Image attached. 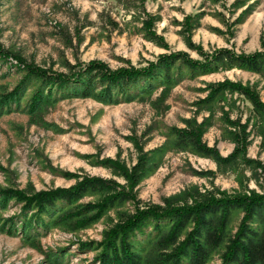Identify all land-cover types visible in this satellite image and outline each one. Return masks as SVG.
I'll return each instance as SVG.
<instances>
[{
  "label": "rangeland",
  "instance_id": "374dc122",
  "mask_svg": "<svg viewBox=\"0 0 264 264\" xmlns=\"http://www.w3.org/2000/svg\"><path fill=\"white\" fill-rule=\"evenodd\" d=\"M0 49L61 75L88 63L111 72L154 69L159 57L176 53L196 63L218 51L219 56H249L264 53V0H0ZM11 56L0 62L2 97L21 75ZM218 59L205 71L178 70L181 76L174 83L129 101L123 95L117 103L70 96L24 112L32 93L27 90L18 103H10V110L0 116V264H99L93 245L80 244L99 243L119 212L162 206L164 199L191 186L228 195L238 191L230 168L217 167L188 144L180 147L179 140L175 147L169 143L171 133L186 130L189 121H205L199 141L220 158L231 155L235 146L228 132L244 126L243 156L256 164L237 170L247 177L248 190L263 193L264 169L259 166L264 167V140L252 130L249 103L237 92L208 99V85L228 81L253 90L264 104V78L254 71L263 64L251 63L247 69ZM173 64L165 66L171 75L163 80L172 79ZM162 73L161 68L155 75L164 77ZM141 155L148 162L128 191L134 206L126 200L96 220L73 224L71 230L54 226L44 232L31 225L22 234L20 197L66 191L90 179L125 187L108 165L114 161L129 170ZM91 195H82L72 210L93 204L97 198ZM32 208L29 214L34 215ZM241 215L231 219V233ZM149 234L151 229L143 228L135 237ZM220 254L215 252L205 264H221Z\"/></svg>",
  "mask_w": 264,
  "mask_h": 264
},
{
  "label": "trees",
  "instance_id": "16d2710c",
  "mask_svg": "<svg viewBox=\"0 0 264 264\" xmlns=\"http://www.w3.org/2000/svg\"><path fill=\"white\" fill-rule=\"evenodd\" d=\"M194 18L195 16L190 17ZM220 52L209 55V60L203 63L182 59L184 55L176 53L159 57L154 69L151 66L140 70L127 68L111 72L97 63H88L78 67L76 71L72 69L68 74L61 75L28 65L19 57L0 49V62L13 57L17 62L15 67L21 74L13 90L7 96H0V116L10 110V103H18L19 97L27 90L32 93L29 103L23 107L24 112L35 111L44 101L70 96L93 97L104 103H117L120 98L118 95H123L124 100H133L155 88L164 87L168 82L174 83L181 76L178 70L183 72L185 68H197L205 71L204 68L214 66L212 64L218 58L228 60V65L247 69L251 63L263 64L254 71L264 78V53L239 57L224 54L219 56ZM173 60L178 61L173 64ZM20 64L21 69L18 68ZM171 64L174 65L175 74L172 79L169 78L170 81H165L163 79L171 75L165 71V66ZM161 68L164 77L155 75ZM208 88L209 101L215 95L219 97L226 92L242 95L250 105L252 130L264 140V104L259 102L253 90L228 81L208 85ZM15 106L18 107V104ZM187 124L186 130L171 133L169 143L172 142L170 144L175 147L178 145L173 142L179 140L182 144L180 147L188 144L194 152L211 157L217 167L230 168L238 184V191L228 195L214 190L200 192L195 186H191L164 199L162 206L139 208L133 205L128 191L140 180L142 172L139 168L144 162H148L147 158L141 155L138 165L129 170L110 161L108 167L117 170L115 173L124 179L128 190L112 181L90 179L66 191L36 193L26 198L19 196L24 202L21 209L22 234L31 225L44 232L54 226L70 229L73 224L80 225L91 218L96 220L126 200H131L133 212H119L116 222L103 232L99 243L80 244L84 248L93 245L90 248L98 251L99 264H180V260H186V264H205L209 256L219 250L221 264H264V192L256 194L248 190L244 183L247 177L242 170H237L238 166L245 170L256 164L243 156V142L247 136L245 127L240 126L238 132H228V137L235 146L231 155L220 158L213 149L206 148L199 141L200 127L204 126L205 121L199 125L192 121ZM259 168L264 169L263 166ZM85 193L92 194L97 200L83 206L80 210L82 212H74V203ZM1 201L3 199L0 198V204ZM32 207L35 209L32 213L34 215L29 214ZM237 213L242 215L236 231L231 233L229 223ZM143 228H150L153 235L136 239L135 233H142ZM57 260L55 257V261Z\"/></svg>",
  "mask_w": 264,
  "mask_h": 264
}]
</instances>
